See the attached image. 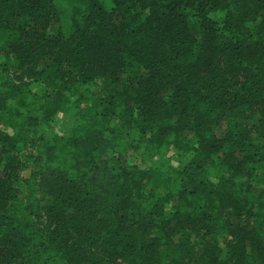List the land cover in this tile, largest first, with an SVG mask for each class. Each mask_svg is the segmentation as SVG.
<instances>
[{"label": "trees", "instance_id": "obj_1", "mask_svg": "<svg viewBox=\"0 0 264 264\" xmlns=\"http://www.w3.org/2000/svg\"><path fill=\"white\" fill-rule=\"evenodd\" d=\"M0 55V264H264V0H0Z\"/></svg>", "mask_w": 264, "mask_h": 264}, {"label": "rangeland", "instance_id": "obj_2", "mask_svg": "<svg viewBox=\"0 0 264 264\" xmlns=\"http://www.w3.org/2000/svg\"><path fill=\"white\" fill-rule=\"evenodd\" d=\"M63 8H64V7H63ZM67 15H68V13L65 12V13L63 14V16H62V21L64 22L65 27H66V25L68 24V18H67ZM4 59H5V57H4L3 55H0V61H4ZM165 153H166V151L163 153V155H165Z\"/></svg>", "mask_w": 264, "mask_h": 264}]
</instances>
